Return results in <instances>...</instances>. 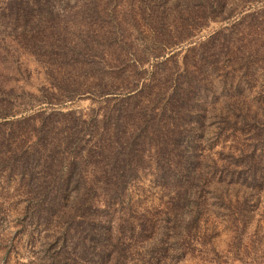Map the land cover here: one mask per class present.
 I'll use <instances>...</instances> for the list:
<instances>
[{"label": "rangeland", "instance_id": "obj_1", "mask_svg": "<svg viewBox=\"0 0 264 264\" xmlns=\"http://www.w3.org/2000/svg\"><path fill=\"white\" fill-rule=\"evenodd\" d=\"M5 1L0 0V122L54 111H80L87 118L113 105L104 97H121L141 87L139 99L150 97L152 104H159L170 85L189 87L186 82L194 74L193 91L185 95L191 111L167 110L164 116L198 122L197 138L188 148L198 152L202 175L195 180L201 182L200 191L190 199L194 214L184 207L179 223L164 216L168 213L163 205L185 180L184 166L173 163H142L129 178L125 205L95 203V214L107 218L114 229L122 213L134 221L142 212L168 228L162 246L147 245L155 231L149 224L143 232L146 239L136 240L117 261L104 263L98 246L84 249L79 242L81 227L62 238L63 225L52 217L49 202L35 209L36 196L27 187L33 178L21 176L20 167L9 170L0 163V264H264V0H221L215 16L222 18L214 21L208 19L203 0H191L183 14L170 6L166 19L161 0L104 1L96 34L87 18L79 28L68 14V31L61 32L67 42L61 44L69 49L50 58V64L46 52L14 38L12 26L2 22L1 13L8 12ZM145 83L149 85L143 87ZM248 108L257 110V116L244 115ZM7 112L17 116L2 118ZM226 112L238 119L237 126L227 122ZM65 119L69 117L57 114L49 122L59 125ZM5 128L0 126L3 159L12 155L3 145L19 139L9 138ZM147 131L155 134L151 128ZM42 151L39 147L37 155ZM82 160L86 162L79 163L78 171L62 177L58 173V180L69 186L101 183L105 177L90 171L98 158ZM40 170L37 164L35 177L48 182L54 171ZM212 181L238 183L246 194L220 196ZM74 194L70 191L64 200L71 201ZM91 196L99 201L98 195ZM124 223L121 227L128 231Z\"/></svg>", "mask_w": 264, "mask_h": 264}, {"label": "trees", "instance_id": "obj_2", "mask_svg": "<svg viewBox=\"0 0 264 264\" xmlns=\"http://www.w3.org/2000/svg\"><path fill=\"white\" fill-rule=\"evenodd\" d=\"M104 1L111 0H6L4 9L8 12H2L1 19L5 26L8 24L12 26L14 38L21 39L23 43L27 42L36 50L46 52L50 64L52 62L50 58L60 53H67L69 49L61 44L63 41L67 42L61 36V32L64 29L68 31L69 21L66 18L68 14L74 16L75 24L79 28L84 26L83 22H86L87 18L91 32L96 34L99 32V23L96 20L100 18L101 4ZM161 1L160 10L164 18L170 14V6L177 8L175 10L179 14H183L187 12L191 2V0ZM220 2L221 0H203L202 4H206V10L210 13L209 20L222 18L215 16ZM65 18L66 22H64ZM184 68L186 66L183 63L182 72L186 71ZM195 79L196 77L192 74L190 80L186 82L189 87L173 86L172 88L170 85L163 103L159 104H152L150 97L139 99L141 87L137 92H130L121 97L110 99L104 97L105 102L112 100L113 105L111 104L109 108L103 109L100 113L88 114L87 118L85 113L80 111H54L47 114H21L18 118L0 122V126H7L5 130L9 138H16V136L19 138L18 142L7 141L3 145L5 151L12 155L6 159L0 158V163L6 165L9 170L20 167L21 176L27 174L28 177L33 178L32 183L27 184V187L29 191L33 190L36 196L35 209L42 210L44 204L49 202L52 217L63 225L61 236L68 230L77 232L81 227L82 241L79 242H82L84 249L93 247L92 245L98 246L104 263L107 260L117 261L123 250H131L135 246L136 240L143 237L146 239L143 232L149 224L150 228L155 231L148 235L147 245L150 249L162 246L168 229L167 223L157 225L144 212L136 216L134 221L126 217V213H122L121 224L119 223L120 226L114 229L107 218L95 214L93 207L95 203L102 207L125 205L123 198L129 186L130 176L142 167V163L153 160V163L163 167L172 163L180 168L184 166L181 175L184 174L185 180L177 183L167 203L163 205L164 211L168 213L164 215L166 221L174 224L183 221L184 207L194 214L192 205L189 204H194L190 199L195 198L200 191L197 183L201 182L195 180L202 175V171L197 169L198 152H193L194 148L189 149L188 144L192 145L197 138L198 122L191 118L174 116L167 118L164 113L167 110L173 113L181 112L187 107H190L188 110L191 111L192 106L185 102V95L193 91L192 86ZM143 85L147 87L149 84ZM181 91L184 93L183 96ZM247 113L257 116V110L250 108L246 112L243 110L244 115ZM57 114L67 115L69 120L65 119L61 124L58 125V122L54 126L49 122V118ZM15 116H17L16 112L2 114V118L5 119ZM225 119L231 123L232 127L239 123L238 119L229 117L227 112ZM150 128L155 130V134L150 135L147 131ZM171 128H180L181 131L171 132ZM22 136L24 138L32 136L33 140L25 143L20 138ZM41 136L43 140H40ZM147 144L149 148H145ZM39 147L44 149L40 156L37 155ZM84 157L98 158V165H93L90 171L98 172L105 177L101 183L81 185L77 182L69 186L67 182L58 180L59 174V177H62L74 174L75 169L78 171L79 163L84 161L82 160ZM217 162L215 160V163ZM37 164L41 172L51 169L54 171L48 182L35 177L34 170ZM212 183L214 188L220 192V196L224 193L227 198L232 196L236 198L239 192L243 194L245 191V189L242 191L240 184L231 181H212ZM70 191L75 194L71 201L66 202L64 197ZM93 194L98 195V202L91 198ZM182 204L186 205L182 206ZM191 217L195 216L191 215ZM122 222L128 225V231L122 229Z\"/></svg>", "mask_w": 264, "mask_h": 264}]
</instances>
